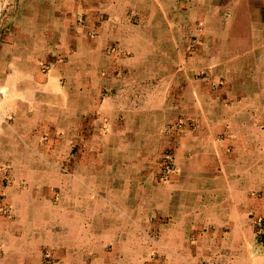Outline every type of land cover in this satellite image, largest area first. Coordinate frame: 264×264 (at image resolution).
I'll return each mask as SVG.
<instances>
[{"label": "crops", "instance_id": "obj_1", "mask_svg": "<svg viewBox=\"0 0 264 264\" xmlns=\"http://www.w3.org/2000/svg\"><path fill=\"white\" fill-rule=\"evenodd\" d=\"M259 230L264 0H0V264H264Z\"/></svg>", "mask_w": 264, "mask_h": 264}, {"label": "rangeland", "instance_id": "obj_2", "mask_svg": "<svg viewBox=\"0 0 264 264\" xmlns=\"http://www.w3.org/2000/svg\"><path fill=\"white\" fill-rule=\"evenodd\" d=\"M19 1H22L23 0H19ZM44 0H36V2H39V3H42ZM23 9L19 8V11H21ZM6 13H12V11H7ZM199 127V123L195 120V119H189V120H184V119H181L177 122H175L174 124H170L169 126L166 127L165 129V132L168 133V134H172L174 131L175 133H185L187 132L188 130H192V129H196ZM170 155V154H168ZM165 159H166V163L164 164L163 168H162V172H161V176H162V179L163 180H166L169 178V175L172 173V166H170V163L168 161V156L165 155L164 156ZM171 160V159H169ZM263 225V222H259L258 226L259 228ZM259 236H262L263 240H264V230H259ZM47 264H48V261H49V264H56L55 260L52 259L51 256H49L47 259H45Z\"/></svg>", "mask_w": 264, "mask_h": 264}, {"label": "built area", "instance_id": "obj_3", "mask_svg": "<svg viewBox=\"0 0 264 264\" xmlns=\"http://www.w3.org/2000/svg\"><path fill=\"white\" fill-rule=\"evenodd\" d=\"M0 253H1V247H0Z\"/></svg>", "mask_w": 264, "mask_h": 264}]
</instances>
